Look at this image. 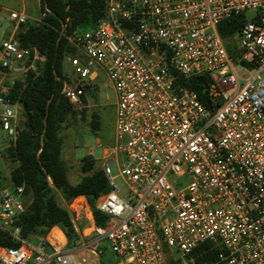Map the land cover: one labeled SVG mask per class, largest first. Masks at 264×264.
<instances>
[{
  "label": "built area",
  "instance_id": "1",
  "mask_svg": "<svg viewBox=\"0 0 264 264\" xmlns=\"http://www.w3.org/2000/svg\"><path fill=\"white\" fill-rule=\"evenodd\" d=\"M241 14L231 56L218 28ZM10 19L16 30L28 22L24 11ZM15 33L0 42V154L15 146L23 116L2 82L36 69ZM65 37L76 49L62 80L72 111L89 107L101 73L116 95L102 168L109 191L96 203L108 221L99 227L89 213L75 248L58 227L31 243L15 227L25 187L0 178V232L18 244L0 247V264H89L103 243L115 264H169L164 246L186 258L204 244L219 249L216 264H264V0H106L92 29ZM200 75L212 81L210 106L183 83ZM82 204L90 211L79 197L77 215Z\"/></svg>",
  "mask_w": 264,
  "mask_h": 264
},
{
  "label": "trees",
  "instance_id": "2",
  "mask_svg": "<svg viewBox=\"0 0 264 264\" xmlns=\"http://www.w3.org/2000/svg\"><path fill=\"white\" fill-rule=\"evenodd\" d=\"M105 9L106 0H42L41 11L46 12L45 18L38 23L28 21L19 25L14 35L22 48L31 50L28 65L34 63L36 67L15 80L9 90L7 97L20 104L25 120L15 146L4 154L16 164L11 172L12 186L25 187L27 208L15 227L28 241L45 237L50 229L58 227L65 234L68 247H77L83 240V230H76L74 219L77 214L74 201L79 197L87 199L97 226L105 227L108 221L96 206L98 198L109 191L104 171L97 168L91 156H86L81 164L83 177L72 185L62 159L64 140L61 136L64 125L70 126L79 116L85 117V109L82 114L72 111L62 95L64 64L76 55V49L65 36L92 29L104 17ZM246 22V16L241 14L219 25V35L231 56L237 54L232 40ZM64 26L65 36L62 35ZM183 83L197 94L200 102L211 105L208 90L212 81L208 76L192 77ZM90 125L93 131L99 130L97 114L93 115ZM79 207L88 211L83 204ZM0 247L16 248L18 244L0 232ZM164 250L169 264H174L170 259L172 251L166 246ZM218 254L219 249H210L204 244L189 258L194 264H216Z\"/></svg>",
  "mask_w": 264,
  "mask_h": 264
},
{
  "label": "rangeland",
  "instance_id": "3",
  "mask_svg": "<svg viewBox=\"0 0 264 264\" xmlns=\"http://www.w3.org/2000/svg\"><path fill=\"white\" fill-rule=\"evenodd\" d=\"M37 0H0V42L8 40L15 32L16 24L10 19L11 11L24 12L29 17V22L38 23L41 18V3L39 5ZM232 45L238 47L239 37L235 36L232 40ZM65 75L71 73L68 59L64 64ZM23 77L19 72H10L3 80L2 86L11 88L15 80ZM96 89L90 90L87 95L89 107L85 109V117L79 116L77 122L72 123L70 126L64 125L61 136L64 140L62 149V159L68 167V178L72 185L78 184L83 177L81 173L82 159L86 156H91L96 163L97 168H103L105 163L104 149L110 148L114 142V128H115V103L116 95L112 86L104 73L100 74ZM82 114V112L80 113ZM99 116L100 128L98 131H93L90 125L93 115ZM25 120L22 116V122ZM79 138L83 139V144L79 145ZM3 138L0 135V142ZM7 151V150H6ZM0 154V178L4 186L10 181L11 172L16 167V164L11 163L4 154ZM122 160V158H120ZM110 168L114 176L118 175V166L116 162L110 163ZM121 192L124 189V183L121 178L115 181ZM90 211H84L76 214L74 217L77 226L80 230L89 227L90 224L87 220V215ZM79 230V231H80ZM82 237L85 238L82 233ZM39 238L36 237L30 240L31 243L37 244ZM90 239H87L89 241ZM99 259L91 257L89 264H115V256L103 243L98 250ZM170 259L174 264H194V260L186 257L182 258L179 254L172 252Z\"/></svg>",
  "mask_w": 264,
  "mask_h": 264
},
{
  "label": "bare ground",
  "instance_id": "4",
  "mask_svg": "<svg viewBox=\"0 0 264 264\" xmlns=\"http://www.w3.org/2000/svg\"><path fill=\"white\" fill-rule=\"evenodd\" d=\"M78 212H79V213L84 212L83 207H79V208H78ZM87 220H88V222L90 223V218H89V216H87ZM54 234H57V230H54V233L50 235V238H51V239L54 238Z\"/></svg>",
  "mask_w": 264,
  "mask_h": 264
},
{
  "label": "water",
  "instance_id": "5",
  "mask_svg": "<svg viewBox=\"0 0 264 264\" xmlns=\"http://www.w3.org/2000/svg\"><path fill=\"white\" fill-rule=\"evenodd\" d=\"M79 145H82L83 144V139L82 138H79ZM69 207V206H68ZM76 230L78 231V232H80L79 231V229H78V226L76 225Z\"/></svg>",
  "mask_w": 264,
  "mask_h": 264
},
{
  "label": "crops",
  "instance_id": "6",
  "mask_svg": "<svg viewBox=\"0 0 264 264\" xmlns=\"http://www.w3.org/2000/svg\"><path fill=\"white\" fill-rule=\"evenodd\" d=\"M36 2H37V4L39 5L40 2H39V1H36ZM0 9H2L1 6H0ZM23 11H24V8H23ZM28 21H29V17H28ZM15 31H16V28H15ZM90 213H92V212H91V209H90Z\"/></svg>",
  "mask_w": 264,
  "mask_h": 264
}]
</instances>
